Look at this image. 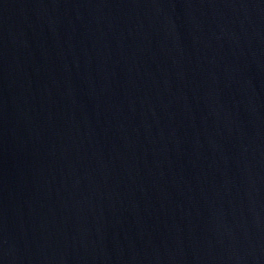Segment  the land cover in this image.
<instances>
[{
    "label": "water",
    "instance_id": "obj_1",
    "mask_svg": "<svg viewBox=\"0 0 264 264\" xmlns=\"http://www.w3.org/2000/svg\"><path fill=\"white\" fill-rule=\"evenodd\" d=\"M0 264H264V0H0Z\"/></svg>",
    "mask_w": 264,
    "mask_h": 264
}]
</instances>
